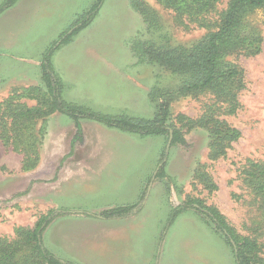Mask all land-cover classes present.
<instances>
[{
	"label": "rangeland",
	"instance_id": "obj_1",
	"mask_svg": "<svg viewBox=\"0 0 264 264\" xmlns=\"http://www.w3.org/2000/svg\"><path fill=\"white\" fill-rule=\"evenodd\" d=\"M6 1L0 0V101L22 87L41 86L43 55L95 0H14L4 8ZM136 1L155 13L158 30ZM226 2L219 1L211 21ZM247 19L260 31L261 50L227 56L242 69L244 86L236 111L218 114L240 137L224 155L211 158L207 128L186 118L196 119L220 101L211 91L176 93L178 75L143 56L148 41L187 47L208 29L177 19L160 0H102L91 22L51 55L62 98L99 113L153 118L158 94L169 91L167 122L181 129L185 143L167 147V135H139L81 119V139L72 147V118L52 112L36 118L38 159L24 168L34 153L20 149L27 145L22 140H5L0 128V235L31 227L54 209L44 245L79 264H236L228 244L195 208L185 206L169 218L175 206L199 199L246 234L256 213L240 169L247 158L264 159V8L251 10ZM154 87L159 91L150 95ZM19 101L37 102L23 95ZM201 173L216 187L209 188ZM125 205L133 207L129 217L96 218L100 208Z\"/></svg>",
	"mask_w": 264,
	"mask_h": 264
},
{
	"label": "trees",
	"instance_id": "obj_2",
	"mask_svg": "<svg viewBox=\"0 0 264 264\" xmlns=\"http://www.w3.org/2000/svg\"><path fill=\"white\" fill-rule=\"evenodd\" d=\"M14 0H7L4 8ZM164 5L173 9L178 19L185 17L189 22L206 27L207 32L191 45L184 47L156 46L148 41L143 56L149 61L177 74L180 86L176 93L187 94L211 91L220 102L209 104L204 113L196 118H186L191 126L198 125L208 130L211 158L222 156L231 142L240 137V131L231 126L218 114H232L239 106L238 91L244 86L242 69L227 59L229 54L242 53L254 55L260 52L262 37L260 31L247 19V14L255 8H264V0H227L226 7L218 13V19L211 21L210 14L216 11L220 0H160ZM102 0H95L91 6L62 31L59 41L46 51L40 62L41 86L22 87L23 92L15 91L0 101V128L2 137L16 145L17 140L26 143L24 153L27 155L24 168H29L37 162L35 148L36 135L34 124L36 118L45 117L52 112L65 113L75 124V140L81 139V119H90L107 127L139 135H167L171 133V143H185L183 133L174 124L168 123L170 114L169 91L158 94L160 101L157 114L153 118L130 117L125 114H106L92 111L89 107L73 101H66L61 96L62 80L56 74L51 55L62 44L69 43L75 34L87 26L96 15ZM135 8L140 10L148 25L154 29L155 14L148 7L136 1ZM2 7V9H3ZM158 30V28H157ZM156 31V30H155ZM139 44V43H138ZM18 89V88H17ZM152 88L150 95L158 92ZM157 94V93H156ZM36 99V104L27 105L19 101L21 96ZM9 118V121L5 119ZM23 137V139L21 138ZM21 146V145H20ZM159 171L157 176H161ZM207 186L216 185L203 173ZM243 184L252 196L255 215L251 217V225L246 234L238 233L226 217L212 205H206L199 199H191L188 203L173 208L170 220L185 206L195 208L202 219L207 222L214 232L219 234L228 244L236 264H264V159L247 158L240 169ZM133 207L118 206L102 210L101 218H112L129 215ZM94 215L93 213H86ZM54 209L41 214L31 227L17 226L12 236L0 235V264H79L72 259H63L55 255L44 245L43 232L53 216Z\"/></svg>",
	"mask_w": 264,
	"mask_h": 264
},
{
	"label": "crops",
	"instance_id": "obj_3",
	"mask_svg": "<svg viewBox=\"0 0 264 264\" xmlns=\"http://www.w3.org/2000/svg\"><path fill=\"white\" fill-rule=\"evenodd\" d=\"M148 188H149V187H148ZM167 189H168V190H167V192L170 194V193H171V191H172V190H171V185H169V184H168V185H167ZM146 191H147V188H146ZM125 206H127V205H125ZM114 207H115V206H114ZM114 207H108V208H106V207H105V208H100L99 212H98V213H96V215H98V214H99V213H100L102 210L109 209V208H114ZM175 207H176V206H175ZM185 209H186V208H185ZM197 212H198V211H197ZM198 213H199V212H198ZM130 215H131V214H129V215H126V216H128V217H129ZM96 218H101V217H99V216H96ZM101 219H102V218H101ZM103 219H105V218H103Z\"/></svg>",
	"mask_w": 264,
	"mask_h": 264
},
{
	"label": "water",
	"instance_id": "obj_4",
	"mask_svg": "<svg viewBox=\"0 0 264 264\" xmlns=\"http://www.w3.org/2000/svg\"><path fill=\"white\" fill-rule=\"evenodd\" d=\"M170 142H171V133H170V136H169V138H168L167 147L169 146Z\"/></svg>",
	"mask_w": 264,
	"mask_h": 264
}]
</instances>
